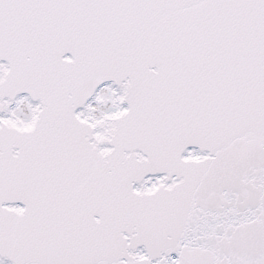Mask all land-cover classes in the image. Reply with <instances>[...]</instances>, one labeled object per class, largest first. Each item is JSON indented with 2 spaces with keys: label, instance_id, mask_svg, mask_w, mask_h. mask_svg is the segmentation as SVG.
Masks as SVG:
<instances>
[{
  "label": "snow or ice",
  "instance_id": "snow-or-ice-1",
  "mask_svg": "<svg viewBox=\"0 0 264 264\" xmlns=\"http://www.w3.org/2000/svg\"><path fill=\"white\" fill-rule=\"evenodd\" d=\"M0 264H264V0H0Z\"/></svg>",
  "mask_w": 264,
  "mask_h": 264
}]
</instances>
